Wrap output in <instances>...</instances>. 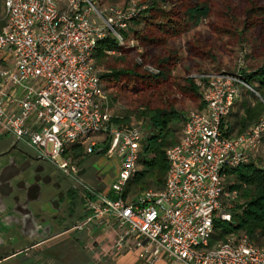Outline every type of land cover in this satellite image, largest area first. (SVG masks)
Listing matches in <instances>:
<instances>
[{
  "label": "built area",
  "instance_id": "obj_1",
  "mask_svg": "<svg viewBox=\"0 0 264 264\" xmlns=\"http://www.w3.org/2000/svg\"><path fill=\"white\" fill-rule=\"evenodd\" d=\"M100 5L101 0H3L0 136L29 142L76 177L82 167L73 156L78 147L120 159L111 190L90 188L87 215L75 226L108 229L103 240L111 241L115 253L138 250L151 264L164 256L167 264H264V246L248 235L210 246L216 219H232L228 206L237 191L226 186L228 169L247 162L261 145L264 121L237 137L222 128L241 88L250 86L239 73L196 77L205 109L190 112L180 140L167 149L163 188L124 196L141 168L145 134L140 122L122 125L102 107L107 96L95 49L108 34L123 44L121 30L136 8Z\"/></svg>",
  "mask_w": 264,
  "mask_h": 264
},
{
  "label": "trees",
  "instance_id": "obj_2",
  "mask_svg": "<svg viewBox=\"0 0 264 264\" xmlns=\"http://www.w3.org/2000/svg\"><path fill=\"white\" fill-rule=\"evenodd\" d=\"M2 2L0 0V8ZM195 2L191 0L185 5L183 0H146L135 6L128 27L121 30L123 44L112 34L98 40L96 66L103 69L98 68L102 89L107 96L101 102L103 108L109 110L121 101L142 102L143 96L155 95L157 86L170 81L172 67L181 60L176 54L166 52L156 58L151 55V62L158 66L157 73H150L140 61H133L134 54H138L140 46L143 47L144 51L140 53L143 60L148 57L147 48L155 47L164 39L179 37L210 16L211 6L207 0ZM106 5L111 4L108 0H101L100 7ZM243 17L244 32L261 26L263 50L257 65L242 68L239 73L250 87L241 88L242 100L238 99L223 119L222 128L228 137H237L264 121V4L259 0H247ZM134 42L136 44L131 45ZM184 81L179 89L194 99L196 109L203 111V86L193 78ZM129 110L123 115L114 113V121L127 125L135 117L147 131L139 158L141 168L124 192V196L131 198L150 188H163L169 167L167 149L180 140L188 114L174 104ZM73 156L83 166L90 155L84 147H78ZM226 186L237 191L236 198L228 206L232 219H216L210 246L225 241L230 235H248L256 245L264 246V133L259 150L251 153L247 162L228 169Z\"/></svg>",
  "mask_w": 264,
  "mask_h": 264
},
{
  "label": "rangeland",
  "instance_id": "obj_3",
  "mask_svg": "<svg viewBox=\"0 0 264 264\" xmlns=\"http://www.w3.org/2000/svg\"><path fill=\"white\" fill-rule=\"evenodd\" d=\"M145 1L108 0V4L118 6L126 11ZM192 1L195 2V0ZM207 1L211 6L210 16L204 18L197 27L190 28L177 38L164 39L151 49L147 48L148 57H144L143 60L140 59V53L144 51L143 47L140 46L138 54H134L135 59L133 61H140L143 68L150 73L159 71L158 66L151 62V55H155L156 58L165 55L166 52L171 55L176 54L181 60L180 63L172 67L170 81L157 86L155 95L143 96L142 102L128 103L121 101L115 103L109 109L110 113L123 115L129 109L131 111L135 110L136 107L144 109L174 104L181 109H185L189 115L190 112L196 109L194 99L179 89V85L185 83L186 78L196 79V77L205 73L214 74L223 71L240 73L242 68L250 69L259 63L263 50L261 26L248 32L243 31V11L247 5V0ZM259 1L264 4V0ZM183 2L187 5L191 0H183ZM1 11L2 7L0 8ZM132 44L135 45L136 42ZM115 65L119 64L116 63ZM150 66L156 70H149L148 67ZM98 68L103 70L101 66H98ZM241 100L242 95L240 94L238 101ZM131 121L137 122V118L133 117ZM143 132L144 134L147 133L146 130H143ZM83 166L87 167L88 174L92 175L89 177V187L108 193L119 176L121 161L119 158L109 156L106 153L92 154ZM107 232L108 229L106 228L88 226L85 229L66 233L42 246L40 253L33 256L31 261L37 264L67 262L68 259L66 260V258L74 252L73 247L86 250L85 253L88 256L90 254L88 250L104 256L103 251H113L111 250V242L108 238L101 242L95 239L106 235ZM92 241L94 242L90 246H86ZM78 252H76L77 256H79ZM166 258L164 256L165 260Z\"/></svg>",
  "mask_w": 264,
  "mask_h": 264
},
{
  "label": "flooded vegetation",
  "instance_id": "obj_4",
  "mask_svg": "<svg viewBox=\"0 0 264 264\" xmlns=\"http://www.w3.org/2000/svg\"><path fill=\"white\" fill-rule=\"evenodd\" d=\"M81 169L68 175L29 142L0 136V264H37L42 246L76 231L92 176Z\"/></svg>",
  "mask_w": 264,
  "mask_h": 264
},
{
  "label": "crops",
  "instance_id": "obj_5",
  "mask_svg": "<svg viewBox=\"0 0 264 264\" xmlns=\"http://www.w3.org/2000/svg\"><path fill=\"white\" fill-rule=\"evenodd\" d=\"M1 7H2L1 12H3L4 11L3 2H2ZM103 238L104 236L98 239H95V240H98V242H101L103 241ZM94 241L87 244L86 246H90ZM73 250L74 252L72 253V255H69L66 258V260L68 259L67 262L58 261V262H54L53 264H141V263L151 264L145 261L143 258H141L140 252L134 249H129L122 253H115L114 251L105 250V252L103 251L104 256H101L98 253H94L93 251H90V250H88V252L90 253L88 256V254L85 253L86 250H82L81 248L75 249V247H73ZM76 252H78L79 256H77ZM44 264H47V263H44ZM155 264H167V263L165 259H161V260H158Z\"/></svg>",
  "mask_w": 264,
  "mask_h": 264
},
{
  "label": "water",
  "instance_id": "obj_6",
  "mask_svg": "<svg viewBox=\"0 0 264 264\" xmlns=\"http://www.w3.org/2000/svg\"><path fill=\"white\" fill-rule=\"evenodd\" d=\"M100 150L101 149H99V151L97 152L98 154L100 153ZM83 171H84L83 169H80V171L78 172V174L81 175L83 173Z\"/></svg>",
  "mask_w": 264,
  "mask_h": 264
}]
</instances>
